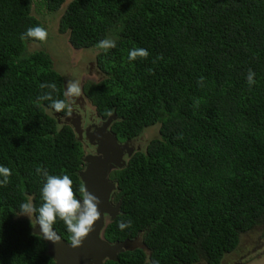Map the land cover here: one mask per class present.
<instances>
[{"label": "trees", "instance_id": "obj_1", "mask_svg": "<svg viewBox=\"0 0 264 264\" xmlns=\"http://www.w3.org/2000/svg\"><path fill=\"white\" fill-rule=\"evenodd\" d=\"M35 5L62 13L58 31L74 49L98 51L103 79L85 93L104 119L116 115L119 141L152 134L110 174L112 202L123 203L104 232L110 242L140 235L148 252L105 264H221L243 234L264 232V0H0V165L12 172L0 187V264L55 263L17 215L28 199L42 203L37 167L68 174L77 198L83 184L81 141L38 100L50 91L40 84L55 83L53 98L69 105L65 76L43 42L21 39L31 26L46 29ZM106 38L116 41L107 52L97 47ZM141 47L148 58L130 61ZM121 219L132 226L121 231ZM53 227L69 241L63 221Z\"/></svg>", "mask_w": 264, "mask_h": 264}, {"label": "clouds", "instance_id": "obj_2", "mask_svg": "<svg viewBox=\"0 0 264 264\" xmlns=\"http://www.w3.org/2000/svg\"><path fill=\"white\" fill-rule=\"evenodd\" d=\"M47 30L39 25L29 27L21 34V39H32L33 41L43 42L47 38ZM98 48L105 52L116 47V41L113 39H103L98 42ZM149 52L145 48H133L129 50L128 59L130 61L136 59H147ZM68 74V73H66ZM255 72L249 68L246 76V82L251 88L255 83ZM72 76V74H71ZM204 78L198 80V84L203 86ZM41 89H49L38 97L40 101H49L48 107L54 110L55 113H63L61 119L71 117L73 112L79 113V108L76 107V100L82 96V89L78 77L69 79L66 84V91L64 97L72 99V106H69L65 100L54 99L53 92H55V83H41ZM199 101H196L198 106ZM106 115L111 116L112 112L106 110ZM94 116V114H93ZM97 125L102 122L99 119L95 120ZM59 130V129H58ZM37 175H42L45 182L41 188L42 203L36 207L31 199L19 205L17 212L18 216H27L33 228L39 226L40 233L47 241L53 243L60 241V236L54 230L53 225L57 219L63 221L69 232V243L73 248L82 245L83 240L93 230V226L97 220L100 219L101 213L98 209L100 199L89 192L84 184L79 186L80 198H77L73 189V180L68 174L52 175L43 167H37ZM11 169L0 165V187H5L9 183L11 177ZM121 231L132 226L131 220H119L117 224ZM143 238L141 237L140 240ZM139 242V241H138ZM151 264H159V261H152Z\"/></svg>", "mask_w": 264, "mask_h": 264}, {"label": "water", "instance_id": "obj_3", "mask_svg": "<svg viewBox=\"0 0 264 264\" xmlns=\"http://www.w3.org/2000/svg\"><path fill=\"white\" fill-rule=\"evenodd\" d=\"M66 87V85H65ZM55 116L59 117L58 113ZM117 119L115 114L109 116L100 126H95L93 132L87 131L86 139L96 146L95 154H85V167L80 171V178L87 190L100 199L98 209L100 219L93 226V230L83 240L81 246L73 248L69 241L60 236V241L53 243L47 241L40 233V228H33V233L42 236L47 242V253L54 264H104L106 260L118 261V254L136 248L146 249L142 240H125L123 242H110L104 237L105 228L110 220L115 219L121 211L123 200L112 202V195L117 190V183L110 179L113 170L127 166V159L136 151L131 141H119L117 134L111 131L113 122ZM58 122L73 127L78 139H84V129L79 116L73 114ZM89 130V129H88ZM138 150L140 147L137 148ZM139 241V242H138Z\"/></svg>", "mask_w": 264, "mask_h": 264}, {"label": "flooded vegetation", "instance_id": "obj_4", "mask_svg": "<svg viewBox=\"0 0 264 264\" xmlns=\"http://www.w3.org/2000/svg\"><path fill=\"white\" fill-rule=\"evenodd\" d=\"M76 50H78V49H76ZM80 51L83 54H86V52L84 50H80ZM81 61H82V63L87 65V69L81 68L80 66H76V67L68 66V68H66V72H64L63 75L65 76V84H67V81L69 79H72V78L78 77L80 80V85H81V89H82V96L76 100V107L79 108V113L74 111L73 114H76L81 119L82 127L84 129V139L81 141V143L83 145L84 152L87 155V154H95L96 153V146L91 145L88 142V140L86 139L87 131L93 132L95 130V126H100V125H97L95 123L96 119H99L103 123L108 117L104 119L99 114L97 107L89 100L88 96L85 93V84L88 81H94V82L101 81L103 79V73L98 68L96 60H95V64H94V63H92V61H88V59L86 57H84V55H83V58H80L78 60V63L82 65ZM59 63L60 64L69 63V61L68 60H62V62H59ZM85 72H86V74H84ZM66 73H68V74H66ZM71 74H72V76H71ZM88 75L90 77L93 76L95 79L94 80H90V78L88 79ZM69 106H72V99L70 97H69ZM93 114H94V116H93ZM61 124H64V123H61ZM129 140L131 141V145L135 146L137 149L138 147H141L142 142L145 141L146 138L144 136H140L136 139H129ZM243 235H250V236L254 235L256 237V238H253L254 239L253 241L256 245L255 249L257 250V253L258 252H260V253L256 254L255 252H253V255H250L248 259L239 258L237 260L236 264H242V263L243 264H250L252 258H254L256 261L251 262V264L252 263L263 264L264 263L263 262V260H264V232H263V229L262 228H256L253 231L245 233ZM136 238L138 240H140L141 236L139 235ZM241 239H242V237H241ZM142 241H143V239H142ZM239 246H238V248H239ZM238 248L235 251L226 254V256L223 258L222 262L224 261V259L227 256L236 252L238 250ZM145 250L147 251L148 249L146 248ZM241 259L245 260L246 263ZM222 262H221V264H222ZM195 264H208V263L206 261L202 260V261H199Z\"/></svg>", "mask_w": 264, "mask_h": 264}, {"label": "rangeland", "instance_id": "obj_5", "mask_svg": "<svg viewBox=\"0 0 264 264\" xmlns=\"http://www.w3.org/2000/svg\"><path fill=\"white\" fill-rule=\"evenodd\" d=\"M41 10H42L41 12L40 11L38 12L36 10V5H35L33 13L37 15L39 18H43V23L46 26L48 35L49 36L52 35V37H50L49 40H46V42L43 41V44H41V46L43 47V49H46L51 54L54 60L56 69H60L63 73L66 72V68H68V66H73V67L80 66L81 68L87 69V65L82 63V61H81L82 65L78 63V60L80 58H83V55L84 57L88 59V61H92V63L95 64L96 54L98 51L97 52L89 51V52H86V54H83L80 50L74 49L68 43L69 42L68 34L59 33L58 27H59L60 18H61L62 13H57L53 15L52 13L48 14L47 12L48 10H46L45 8ZM38 47L39 45L37 44L36 48L38 49ZM62 60H68L69 63L60 64L59 62H62ZM84 74H86V72ZM89 78L90 80L95 79L93 76L90 77L88 75V79ZM150 136H152L150 131L145 134L146 139L151 138ZM253 238H256V237L254 235H251V236L243 235L238 250L234 252L233 254L227 256L222 262V264H236L239 258L248 259L250 255H253V252H255L256 254H259L260 252L257 253V250L255 249L256 245L253 241L254 240ZM243 261L246 263L245 260ZM254 261L256 260L252 258L251 262H254Z\"/></svg>", "mask_w": 264, "mask_h": 264}]
</instances>
